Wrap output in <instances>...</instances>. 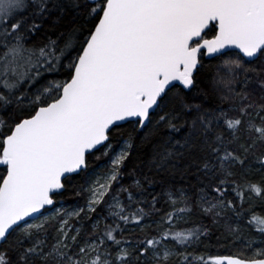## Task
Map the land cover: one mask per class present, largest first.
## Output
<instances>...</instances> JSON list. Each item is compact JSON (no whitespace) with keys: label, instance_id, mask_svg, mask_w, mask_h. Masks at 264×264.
I'll return each mask as SVG.
<instances>
[{"label":"trees","instance_id":"1","mask_svg":"<svg viewBox=\"0 0 264 264\" xmlns=\"http://www.w3.org/2000/svg\"><path fill=\"white\" fill-rule=\"evenodd\" d=\"M10 1L0 23V162L14 125L59 97L105 3ZM214 35L211 25L203 38ZM19 48L37 67L25 69L23 79L5 80L6 53ZM199 62L189 91L168 90L141 131L133 122L113 127L107 143L86 157L85 171L63 181L53 209L81 211L67 220L78 228L76 237L73 230L67 236L69 249L62 248L58 230L65 217L47 216L37 228H24L27 222L6 238L0 264H83L78 250L93 239L103 242L89 264H115L121 245L141 248L159 237L173 254L143 262L134 249L129 264L264 258V50L252 62L235 52ZM120 147L126 154L105 196L86 212L93 174L109 171ZM4 175L0 163V182ZM175 217L180 221L168 229ZM139 222L146 224L135 227Z\"/></svg>","mask_w":264,"mask_h":264},{"label":"water","instance_id":"2","mask_svg":"<svg viewBox=\"0 0 264 264\" xmlns=\"http://www.w3.org/2000/svg\"><path fill=\"white\" fill-rule=\"evenodd\" d=\"M104 1L60 96L3 141L0 245L53 207L63 181L85 170L86 157L107 143L113 127L135 122L141 131L168 90L189 91L200 53L212 59L233 51L252 62L264 50V0ZM211 24L214 37L201 40ZM213 263L264 259L224 256Z\"/></svg>","mask_w":264,"mask_h":264},{"label":"rangeland","instance_id":"3","mask_svg":"<svg viewBox=\"0 0 264 264\" xmlns=\"http://www.w3.org/2000/svg\"><path fill=\"white\" fill-rule=\"evenodd\" d=\"M12 7V3L10 0H0V23L3 18H6L5 15H8L9 10ZM27 50L24 49H15L13 51H8L6 53V58L3 61L4 64V79L5 80H12V79H23L26 75L24 70L27 69V71L35 70L37 65H34L31 63L30 55ZM2 64V65H3ZM0 68V73H1ZM28 75V74H27ZM126 151L124 147H120L114 154V156L111 158L110 165L111 169L107 172H96L93 174V177L90 181L88 190H89V197L85 206L86 212H92L98 204H100L101 200L105 196L108 187L110 186L113 177H114V168L118 166L120 160L125 156ZM116 208H118V204L115 205ZM80 209H74V210H64L61 208H54L50 212H47L42 217L28 223L27 225H24V228H37L40 224V221L42 218L50 216L55 217L57 214H62L65 219L63 222H61L59 226L60 231V242L62 243V248L65 246H68L66 248L69 249L72 240L68 239V235L70 236L71 225H67V220L72 217H76L80 214ZM180 221V217H175L171 223L168 224V229H171L175 226L176 222ZM146 223L139 222L135 224V227L137 228H143ZM99 225V222L97 220H93V227L96 228ZM78 228H75L73 230L74 236L71 238L76 237ZM167 232V231H165ZM163 232V238H166L168 235ZM59 242V243H60ZM103 240H96L93 239L91 241L85 242V244L78 250L79 255L81 256V260L83 261V264H89L93 261V254L99 251V248L102 244ZM168 242V241H167ZM166 241H162V239L159 237L155 240L151 239L148 242L144 243L141 248H137V246H130L127 244H123L118 249V255H120V259L115 264H129L131 263V255L134 253V249H136V252L141 255L140 260L143 262H154L158 259H164L170 256L174 253V250L170 242L167 243ZM169 244V245H168ZM104 251L101 252L103 254ZM130 253V254H129ZM133 255V254H132ZM135 255V253H134Z\"/></svg>","mask_w":264,"mask_h":264},{"label":"flooded vegetation","instance_id":"4","mask_svg":"<svg viewBox=\"0 0 264 264\" xmlns=\"http://www.w3.org/2000/svg\"><path fill=\"white\" fill-rule=\"evenodd\" d=\"M213 37H214V36H213ZM201 57L204 58L203 53H200V55H199V60H200ZM199 60H198V61H199ZM199 66H200V62H199ZM199 66H198V67H199Z\"/></svg>","mask_w":264,"mask_h":264},{"label":"bare ground","instance_id":"5","mask_svg":"<svg viewBox=\"0 0 264 264\" xmlns=\"http://www.w3.org/2000/svg\"><path fill=\"white\" fill-rule=\"evenodd\" d=\"M218 257H224V256H218ZM229 257H232V256H229Z\"/></svg>","mask_w":264,"mask_h":264}]
</instances>
